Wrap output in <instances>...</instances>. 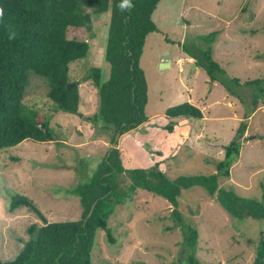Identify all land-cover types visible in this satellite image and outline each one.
<instances>
[{
	"label": "rangeland",
	"instance_id": "1",
	"mask_svg": "<svg viewBox=\"0 0 264 264\" xmlns=\"http://www.w3.org/2000/svg\"><path fill=\"white\" fill-rule=\"evenodd\" d=\"M110 16V11L92 15L89 30L68 29L69 38L89 43L88 55L73 61L68 74L70 80L80 81L76 113L60 110L47 96L49 84L30 72L23 102L51 117L57 138L24 140L0 150L3 261L12 260L23 248L30 224H43L25 207L11 211L13 195L30 197L50 222L80 219V199L70 191L90 181L113 146L120 150L125 169L158 162L170 180L211 174L245 121L239 155L230 177L221 178L219 185L242 197L263 196L264 105L253 111L254 89L244 83L264 80V0H161L152 16L159 31L148 34L140 59L148 84L147 120L122 134L103 127L97 88L92 78L86 79L93 67L100 70L101 83L109 79L105 49ZM213 31H218L213 57L228 80L239 79L240 85L226 81L227 88L219 80L211 81L183 51L181 45L191 42L207 49L209 45L197 38ZM183 102L199 107L204 117L166 116L167 108ZM170 122L171 133L165 128ZM117 182L115 196L121 202L109 216L107 229L95 231L92 264H190L183 243L188 224L198 231L195 258L199 264H253L264 242V220L231 216L199 186L180 189L174 206L140 188L129 193L126 173L118 175Z\"/></svg>",
	"mask_w": 264,
	"mask_h": 264
},
{
	"label": "trees",
	"instance_id": "2",
	"mask_svg": "<svg viewBox=\"0 0 264 264\" xmlns=\"http://www.w3.org/2000/svg\"><path fill=\"white\" fill-rule=\"evenodd\" d=\"M161 0H0V150L18 145L24 140L37 142L57 138L51 117L26 106L23 102L30 72L49 84L48 98L64 112L76 113L80 101V81L69 78L70 64L88 55L89 43L69 38V28L90 29L92 15L111 12L105 59L110 65L109 79L101 83L100 70L91 68L86 79L92 78L97 88L100 106L98 119L103 127L120 134L147 120L145 106L148 84L140 59L148 34L158 32L153 13ZM247 10L243 8V12ZM218 31L185 43L183 51L205 70L211 81L240 85L239 79L228 80L226 71L213 57L212 44ZM74 83L70 88L68 86ZM254 89L253 111L264 105V80L244 83ZM168 118L189 117L202 119V110L190 102L167 108ZM97 118V114L94 119ZM173 132L170 122L166 127ZM247 123L241 122L233 139L225 146L224 157L217 161L211 174L181 175L170 180L160 163L146 168L125 169L120 150L109 149L89 182L71 189L80 199V219L47 220L34 201L14 194L10 210L25 207L43 224L28 227L29 238L20 252L0 264H92L91 250L95 231L107 229L108 218L115 205L121 202L115 196L117 177L126 173L130 179L129 193L136 189L159 195L177 206L180 189L202 187L233 217L248 216L264 220V188L262 198L242 197L219 185L221 178L230 177V168L239 155ZM130 196V194H129ZM123 199V197H120ZM93 207V208H92ZM92 212L87 217L89 211ZM173 215L178 219L179 212ZM184 246L190 264H199L195 258L198 231L188 224ZM108 237L111 239L110 235ZM253 264H264V242H261Z\"/></svg>",
	"mask_w": 264,
	"mask_h": 264
},
{
	"label": "water",
	"instance_id": "3",
	"mask_svg": "<svg viewBox=\"0 0 264 264\" xmlns=\"http://www.w3.org/2000/svg\"><path fill=\"white\" fill-rule=\"evenodd\" d=\"M246 6H247V4L245 5V7H246ZM72 85H74V83L70 84V85L68 86V88H70ZM118 134H120V132H118ZM116 141H117V140H116ZM92 208H93V207H92ZM91 212H92V209L89 211L87 217L90 216Z\"/></svg>",
	"mask_w": 264,
	"mask_h": 264
},
{
	"label": "crops",
	"instance_id": "4",
	"mask_svg": "<svg viewBox=\"0 0 264 264\" xmlns=\"http://www.w3.org/2000/svg\"><path fill=\"white\" fill-rule=\"evenodd\" d=\"M188 58H190V57H188ZM179 59H182V58H179ZM166 65H168V64H166ZM114 147V146H113Z\"/></svg>",
	"mask_w": 264,
	"mask_h": 264
},
{
	"label": "clouds",
	"instance_id": "5",
	"mask_svg": "<svg viewBox=\"0 0 264 264\" xmlns=\"http://www.w3.org/2000/svg\"><path fill=\"white\" fill-rule=\"evenodd\" d=\"M178 61H179V59H178ZM179 63H181V62H179Z\"/></svg>",
	"mask_w": 264,
	"mask_h": 264
}]
</instances>
